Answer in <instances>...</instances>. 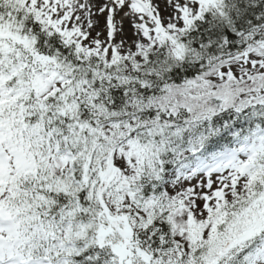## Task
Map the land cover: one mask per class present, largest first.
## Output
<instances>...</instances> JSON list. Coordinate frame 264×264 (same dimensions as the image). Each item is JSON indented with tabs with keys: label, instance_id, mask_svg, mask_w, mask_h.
Segmentation results:
<instances>
[{
	"label": "snow or ice",
	"instance_id": "6c2138e0",
	"mask_svg": "<svg viewBox=\"0 0 264 264\" xmlns=\"http://www.w3.org/2000/svg\"><path fill=\"white\" fill-rule=\"evenodd\" d=\"M0 264H264V0H0Z\"/></svg>",
	"mask_w": 264,
	"mask_h": 264
}]
</instances>
